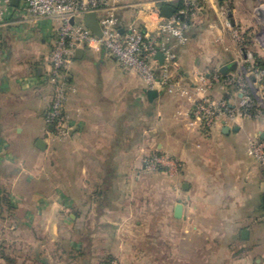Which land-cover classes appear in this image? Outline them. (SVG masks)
I'll return each mask as SVG.
<instances>
[{
    "label": "crops",
    "instance_id": "0c3cea01",
    "mask_svg": "<svg viewBox=\"0 0 264 264\" xmlns=\"http://www.w3.org/2000/svg\"><path fill=\"white\" fill-rule=\"evenodd\" d=\"M199 1L187 43L169 42L178 57L173 80L192 91L246 59L225 27L226 18L241 26L226 0ZM9 19L0 28V264H264V238L252 236L264 174L248 150L264 131L260 121L228 134L224 124L193 130L189 102L163 88L150 100L137 71L93 46L76 53L65 108L71 129L58 139L47 122L57 25ZM229 90L207 93L229 99ZM156 153L178 158L182 175L146 171L144 156Z\"/></svg>",
    "mask_w": 264,
    "mask_h": 264
},
{
    "label": "built area",
    "instance_id": "2783aa9c",
    "mask_svg": "<svg viewBox=\"0 0 264 264\" xmlns=\"http://www.w3.org/2000/svg\"><path fill=\"white\" fill-rule=\"evenodd\" d=\"M13 1L0 0V28L11 24L9 15L12 13L19 14L24 21L49 19L57 25L49 75L54 94L47 122L58 139L68 137L71 129L65 108L69 93L67 81L75 64L76 53L93 46L103 47L125 69L137 71L149 89L163 88L189 102L190 106L184 114L190 127L203 134L224 123L239 125L244 117L258 118L262 113L261 105L253 102L257 97L252 85L248 87L250 92L235 76L224 78L220 72H216L210 83L196 91L177 79L173 80L178 57L169 42L187 43L188 32L202 12L199 0H183L185 8L176 10L170 18L161 15L158 4H170L176 0H152L148 3L141 0H17L16 6L12 5ZM90 13L97 15L102 36L95 35L86 26L85 18ZM224 13L226 15L227 12ZM224 24L235 46L243 50L239 45L244 43V32L240 27L233 26L228 18ZM158 53L164 57L160 78H157L156 70ZM247 54L244 64L250 65L252 74L264 77V70L258 66L255 56L251 51ZM215 85L232 87L233 96L229 99L214 98L207 91ZM239 97H242L241 101ZM248 150L264 174V140L260 137L250 138ZM143 162L146 171L163 172L172 179H178L184 170L178 158L166 153L145 155Z\"/></svg>",
    "mask_w": 264,
    "mask_h": 264
},
{
    "label": "rangeland",
    "instance_id": "374dc122",
    "mask_svg": "<svg viewBox=\"0 0 264 264\" xmlns=\"http://www.w3.org/2000/svg\"><path fill=\"white\" fill-rule=\"evenodd\" d=\"M141 1L148 3L152 0ZM226 2L230 13L233 12V14L241 19L240 28L244 32V43L240 44L239 47H242L246 57L248 55L247 53L251 51L254 56L256 55L258 58H264V0H226ZM255 17H258L260 22H257ZM242 67H239V69L236 70L232 76H235L238 78L239 82L245 84V86H247V90L250 92L251 90L248 87H250L249 85H252L257 97V99H254L253 102L254 104L261 105L260 110L262 112L258 118L244 117L242 122L256 120L260 121L261 127H264V77L258 74H252L253 72L249 64L245 65L243 63ZM261 70H264V67H261ZM228 92L232 97L233 92L231 90ZM238 99L241 101L242 97H239ZM260 212L261 213L259 215L257 214V216L253 215L256 227L254 229L252 228V236L264 238V212ZM223 215L225 219L226 212H224ZM258 217L259 222L256 221V218ZM222 232L223 231H220V235H222ZM225 232L226 230L224 229V236H226ZM218 234V230L215 229L212 230L210 235L211 237H214ZM220 247L221 246H214L216 249H219Z\"/></svg>",
    "mask_w": 264,
    "mask_h": 264
},
{
    "label": "water",
    "instance_id": "95a60500",
    "mask_svg": "<svg viewBox=\"0 0 264 264\" xmlns=\"http://www.w3.org/2000/svg\"><path fill=\"white\" fill-rule=\"evenodd\" d=\"M12 5H15V6L18 5V1L14 0L12 2ZM158 7L160 8L161 15L166 17V18H170L176 13V8L173 5H171V4L159 3ZM85 24L95 35L102 36V31H101V28H100V25H99V22H98L96 14H94V13L88 14L86 16V18H85ZM83 55H84V49H80L77 52V57L81 58V57H83ZM156 59L159 60L161 63L164 62V57H163V55L161 53L157 54ZM226 70H227V68H224L222 70V72H226ZM148 94H149L150 100H154V99H156L158 97V91L157 90H153V89L149 90ZM238 130H239L238 126H230V125H227V124L224 123V129H223L224 134H228L231 131H238ZM259 137L262 140H264V131L260 134ZM39 147L42 148V149L45 147L43 141L39 142ZM181 211H182V208H181L180 205H178L177 208H176V216L178 218H180V216H181ZM248 235H249L248 230H244L242 232V237L243 238H247Z\"/></svg>",
    "mask_w": 264,
    "mask_h": 264
},
{
    "label": "trees",
    "instance_id": "16d2710c",
    "mask_svg": "<svg viewBox=\"0 0 264 264\" xmlns=\"http://www.w3.org/2000/svg\"><path fill=\"white\" fill-rule=\"evenodd\" d=\"M175 5V8L176 10H183L185 8V4L183 2H177L174 4ZM255 58H256V62L258 64L259 67H264V60L263 58H258L256 55H255ZM107 264H110V263H107Z\"/></svg>",
    "mask_w": 264,
    "mask_h": 264
}]
</instances>
